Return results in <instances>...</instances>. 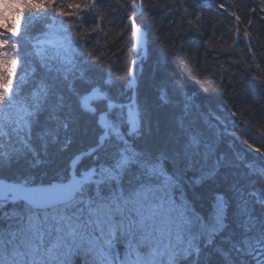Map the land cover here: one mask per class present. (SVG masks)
<instances>
[{
  "label": "snow or ice",
  "instance_id": "1",
  "mask_svg": "<svg viewBox=\"0 0 264 264\" xmlns=\"http://www.w3.org/2000/svg\"><path fill=\"white\" fill-rule=\"evenodd\" d=\"M102 7L0 0V264H264V186L218 180V143L232 135L224 121L216 117L224 130L210 137L187 94L142 100V60L115 90L90 75L71 33L85 16L104 21ZM136 16L127 19L139 55L147 39Z\"/></svg>",
  "mask_w": 264,
  "mask_h": 264
},
{
  "label": "trees",
  "instance_id": "2",
  "mask_svg": "<svg viewBox=\"0 0 264 264\" xmlns=\"http://www.w3.org/2000/svg\"><path fill=\"white\" fill-rule=\"evenodd\" d=\"M104 2L109 7L97 9L105 16L104 21L85 16L83 28L71 33L73 47L82 50L91 65L90 75L100 82L111 81L113 90L127 82L128 69L140 56L134 51L127 19L135 11L136 23L142 25L147 39L143 76L138 80L140 98L156 105L161 89L172 99H183L187 94L193 117L203 113L201 126L208 136L223 132L224 124L232 133L218 143L219 154L226 158L219 182L239 177L250 189H261L264 175L250 173L245 165L264 167L260 164L264 157L255 152V148L264 152V0H135V7L131 0ZM97 23L98 32L91 31ZM245 30L248 37L243 36ZM38 32L39 26L34 34ZM82 32H86L83 39ZM88 51L100 59L88 58ZM136 70L139 73V65ZM168 111L161 107L154 112V121H161V131ZM243 140L252 144V149ZM86 145L87 140H78L76 146ZM54 151L49 148L50 153ZM70 155L71 151L66 152L60 159L66 162ZM207 190V186L201 189ZM248 259L249 264H255L251 257Z\"/></svg>",
  "mask_w": 264,
  "mask_h": 264
},
{
  "label": "water",
  "instance_id": "3",
  "mask_svg": "<svg viewBox=\"0 0 264 264\" xmlns=\"http://www.w3.org/2000/svg\"><path fill=\"white\" fill-rule=\"evenodd\" d=\"M134 44H136L135 38H134ZM134 51H136V49L134 48ZM137 62L145 61L146 60V48L144 47V45H141V51H140V56L139 58L136 59ZM133 67V65H132Z\"/></svg>",
  "mask_w": 264,
  "mask_h": 264
},
{
  "label": "bare ground",
  "instance_id": "4",
  "mask_svg": "<svg viewBox=\"0 0 264 264\" xmlns=\"http://www.w3.org/2000/svg\"><path fill=\"white\" fill-rule=\"evenodd\" d=\"M138 58H139V57H138ZM135 60H136V59H135ZM140 63H141V61H140V62H138L137 66H138V65H140ZM131 67H132V66H131Z\"/></svg>",
  "mask_w": 264,
  "mask_h": 264
},
{
  "label": "rangeland",
  "instance_id": "5",
  "mask_svg": "<svg viewBox=\"0 0 264 264\" xmlns=\"http://www.w3.org/2000/svg\"><path fill=\"white\" fill-rule=\"evenodd\" d=\"M49 51H50V53H51V52H53V50H52V49H49Z\"/></svg>",
  "mask_w": 264,
  "mask_h": 264
}]
</instances>
